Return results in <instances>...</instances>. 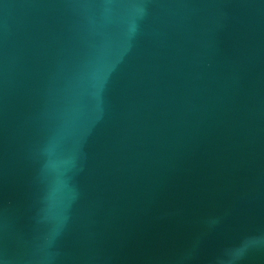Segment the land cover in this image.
Segmentation results:
<instances>
[{
    "label": "water",
    "instance_id": "1",
    "mask_svg": "<svg viewBox=\"0 0 264 264\" xmlns=\"http://www.w3.org/2000/svg\"><path fill=\"white\" fill-rule=\"evenodd\" d=\"M0 264H264V0H0Z\"/></svg>",
    "mask_w": 264,
    "mask_h": 264
}]
</instances>
